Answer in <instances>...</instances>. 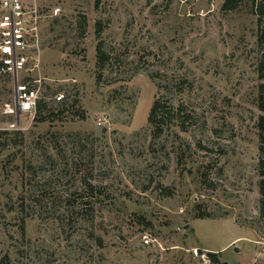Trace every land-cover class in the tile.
I'll use <instances>...</instances> for the list:
<instances>
[{"label": "rangeland", "instance_id": "rangeland-1", "mask_svg": "<svg viewBox=\"0 0 264 264\" xmlns=\"http://www.w3.org/2000/svg\"><path fill=\"white\" fill-rule=\"evenodd\" d=\"M26 1L46 14L35 74L48 110L16 115L0 77V264H209L203 248L250 264L253 247L263 253L250 0L230 11L222 0ZM158 97L182 119L155 139Z\"/></svg>", "mask_w": 264, "mask_h": 264}, {"label": "built area", "instance_id": "built-area-1", "mask_svg": "<svg viewBox=\"0 0 264 264\" xmlns=\"http://www.w3.org/2000/svg\"><path fill=\"white\" fill-rule=\"evenodd\" d=\"M58 10L55 8L53 14ZM45 18L46 14L36 4L26 0H0V77L9 79L12 84L14 113L18 116H34L42 100L43 79L35 73L39 68L41 25ZM64 98L63 93L54 95L57 103ZM15 126L11 123L9 128ZM200 257L210 264L205 254Z\"/></svg>", "mask_w": 264, "mask_h": 264}, {"label": "trees", "instance_id": "trees-1", "mask_svg": "<svg viewBox=\"0 0 264 264\" xmlns=\"http://www.w3.org/2000/svg\"><path fill=\"white\" fill-rule=\"evenodd\" d=\"M247 0H222L221 9L223 11H230L238 9ZM250 6L252 9V14L256 17V43L260 49V58L258 63V73L260 83L258 85V101L257 106L260 112L263 114L259 115L257 120V138H258V175L259 179V214L264 218V0H250ZM82 23L84 24V18H82ZM83 27V25L81 26ZM80 27V28H81ZM81 30H83L81 28ZM99 28L97 29V34L99 33ZM96 67L97 76L100 78L101 72L104 69V64L106 62V56L103 52L101 42L96 45ZM47 105L44 101L40 100L37 109L36 116H39L40 120H45V116H42V112L47 111ZM181 108H174L171 101L168 99L157 98L154 99L148 113V123L152 126L153 137L159 138L165 129H167L171 124L181 120ZM46 116H55L51 111ZM188 120V115L183 117ZM184 122V120H182ZM188 124V123H187ZM183 131L186 130V126L181 124ZM95 197L103 195L102 191H95ZM94 193H91L92 196ZM208 257L212 263H221L219 258V253H208Z\"/></svg>", "mask_w": 264, "mask_h": 264}, {"label": "crops", "instance_id": "crops-1", "mask_svg": "<svg viewBox=\"0 0 264 264\" xmlns=\"http://www.w3.org/2000/svg\"><path fill=\"white\" fill-rule=\"evenodd\" d=\"M259 244V242H257V245ZM259 247H253V250H254V258L252 260V262L250 264H264V252L261 253V252H258L259 250ZM203 250L205 251H208L209 253H215V252H212L211 250H206L203 248ZM242 261H244L243 259L244 258H240Z\"/></svg>", "mask_w": 264, "mask_h": 264}, {"label": "water", "instance_id": "water-1", "mask_svg": "<svg viewBox=\"0 0 264 264\" xmlns=\"http://www.w3.org/2000/svg\"><path fill=\"white\" fill-rule=\"evenodd\" d=\"M188 225L184 226V229H187ZM223 264H228L227 262H223Z\"/></svg>", "mask_w": 264, "mask_h": 264}]
</instances>
